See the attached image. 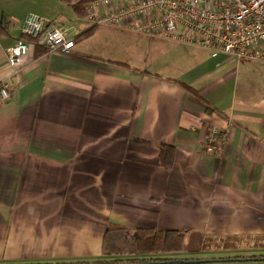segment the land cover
I'll use <instances>...</instances> for the list:
<instances>
[{"label": "crops", "instance_id": "crops-1", "mask_svg": "<svg viewBox=\"0 0 264 264\" xmlns=\"http://www.w3.org/2000/svg\"><path fill=\"white\" fill-rule=\"evenodd\" d=\"M74 3L85 0H0V264L128 257L124 233L103 254L107 229L181 231L182 251L139 258L264 253V63L201 49L165 74L107 54L104 25L76 39L92 22ZM28 13L66 24L72 49L24 37L11 66ZM245 64L254 74L239 78Z\"/></svg>", "mask_w": 264, "mask_h": 264}, {"label": "built area", "instance_id": "built-area-1", "mask_svg": "<svg viewBox=\"0 0 264 264\" xmlns=\"http://www.w3.org/2000/svg\"><path fill=\"white\" fill-rule=\"evenodd\" d=\"M83 9L95 25L161 37L233 60L264 63V0H87ZM68 31L64 23L28 13L20 26L21 36L6 48L8 63L18 65L27 53L24 37L49 51L69 52L74 39ZM7 98L6 85L0 84V104ZM211 139L212 135L205 138L207 151L213 150Z\"/></svg>", "mask_w": 264, "mask_h": 264}, {"label": "trees", "instance_id": "trees-1", "mask_svg": "<svg viewBox=\"0 0 264 264\" xmlns=\"http://www.w3.org/2000/svg\"><path fill=\"white\" fill-rule=\"evenodd\" d=\"M67 1V0H64ZM87 0H85L86 2ZM74 11L80 15L85 16V11L81 4L74 3L72 5ZM99 25L92 24L80 33L75 38H83L90 35L93 31L98 28ZM120 65H124L122 62H114ZM182 86L190 91L192 88L187 85L180 83ZM206 108L209 111L215 110L211 105L206 103ZM171 150L172 146L162 145L160 148L158 162L162 165L169 166L171 164ZM120 233H124L123 241L125 242V250L129 252L128 257L125 258H98L94 260L84 261H73V262H34V263H15V264H172V263H231V262H252L261 261L264 259V253L260 254H245V255H224L217 257H210L209 259L199 258H139L138 256L133 257V254H144V253H160V252H178L183 250L182 246V233L178 230H153V229H138L135 231H124V230H111L107 229L103 239V254H107L106 250L109 248V242L118 240ZM116 235V236H115ZM194 260V262H192Z\"/></svg>", "mask_w": 264, "mask_h": 264}, {"label": "rangeland", "instance_id": "rangeland-1", "mask_svg": "<svg viewBox=\"0 0 264 264\" xmlns=\"http://www.w3.org/2000/svg\"><path fill=\"white\" fill-rule=\"evenodd\" d=\"M103 28L109 30V34L104 32L96 38L99 41H104V50L109 51L106 52L107 54L109 53L120 59L130 54L134 55L139 60L144 59L146 64L151 66L150 69H159L160 72L165 74H171L172 70L180 68L191 54L205 55V52L201 49L188 48V46L184 48L183 45L171 44L169 40L161 37L145 36L109 25H104ZM250 67L247 64L238 66L236 69L238 77H252L254 71L250 70ZM227 69H231V67L228 66Z\"/></svg>", "mask_w": 264, "mask_h": 264}, {"label": "water", "instance_id": "water-1", "mask_svg": "<svg viewBox=\"0 0 264 264\" xmlns=\"http://www.w3.org/2000/svg\"><path fill=\"white\" fill-rule=\"evenodd\" d=\"M262 261H264V259H262ZM192 262H194V260Z\"/></svg>", "mask_w": 264, "mask_h": 264}]
</instances>
